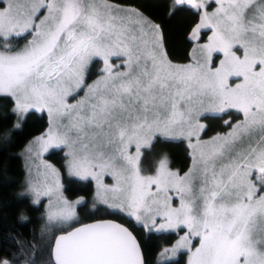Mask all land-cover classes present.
Here are the masks:
<instances>
[{
	"label": "snow or ice",
	"instance_id": "6c2138e0",
	"mask_svg": "<svg viewBox=\"0 0 264 264\" xmlns=\"http://www.w3.org/2000/svg\"><path fill=\"white\" fill-rule=\"evenodd\" d=\"M213 2L208 11V0H173L197 10L192 39L202 29L212 33L193 49L192 63L175 64L161 26L137 8L111 0H0V96L14 101L17 117L0 140L8 142L30 110L48 116V128L26 149L31 163L19 193L34 205L48 198L42 232L62 233L47 264H145L123 224L73 226L84 198L65 197L60 170L43 159L64 149L68 177L94 180L96 199L108 208L149 232L187 229L161 253L169 261L187 251V264H264V0ZM214 53L223 59L213 68ZM99 61L101 74L88 83ZM233 110L243 115L235 124L223 119ZM201 118L221 119L230 130L201 140ZM157 138L189 141L187 172L170 170L165 156L155 174H142L141 149ZM104 175L115 182L105 184ZM0 264H19L17 254Z\"/></svg>",
	"mask_w": 264,
	"mask_h": 264
},
{
	"label": "trees",
	"instance_id": "16d2710c",
	"mask_svg": "<svg viewBox=\"0 0 264 264\" xmlns=\"http://www.w3.org/2000/svg\"><path fill=\"white\" fill-rule=\"evenodd\" d=\"M111 1L139 6L146 16L161 26L164 47L169 58L175 62H186L190 59L193 41L189 39V32L199 18L195 9L176 6L173 0ZM204 38L205 33L202 40ZM94 65L91 66L89 75L91 79L94 78ZM13 107L14 101L11 98L0 96V130L11 129L13 124L17 123V117L12 111ZM227 116L229 115H225L223 119ZM231 118L238 119L240 114L233 113ZM204 120L207 122L203 133L205 136L227 128L222 124L221 119L204 118ZM19 123L20 128L11 133V139L8 142L0 140V258L12 260L13 254H17L19 264H28L25 256L19 255L20 247L17 242H20L27 256L35 259V264H47L54 236L59 232L54 228L48 232H42L47 219L41 205H34L28 194L21 196L19 193L25 192L26 173L20 152L33 137L46 130L48 120L44 113L29 111ZM161 156H166L170 166L179 172H184L190 165L191 157L183 141L158 138L142 154L143 170L151 172L155 162ZM46 157L63 171L64 156L60 150L51 151ZM63 181L67 197L71 199L76 196L85 197V201L78 205L81 221L73 226L106 218L122 222L131 229L141 244L145 264H186L185 252L179 253L177 258L171 261H157L161 249L171 244L176 239L177 233L148 232L119 211L104 206L91 209L89 207L93 191L91 181L71 178L65 173H63ZM22 215L26 219L22 220L20 218Z\"/></svg>",
	"mask_w": 264,
	"mask_h": 264
},
{
	"label": "rangeland",
	"instance_id": "374dc122",
	"mask_svg": "<svg viewBox=\"0 0 264 264\" xmlns=\"http://www.w3.org/2000/svg\"><path fill=\"white\" fill-rule=\"evenodd\" d=\"M111 2H114V1H111ZM114 3H116V2H114ZM119 4H121V3H119ZM208 4L210 5V7H208V11H214L215 10V7H216V4L213 2V0H208ZM121 5H123V6H130V7H134V8H137V9H139L140 11H142L144 14H145V12L139 7V6H137V5H125V4H121ZM3 5H0V7H2ZM197 11V10H196ZM203 10H201V12H202ZM146 15V14H145ZM200 22V17L198 18V21L193 25V27L191 28V30H190V32H189V39H191V41H193V46H192V48H191V53H190V59L188 60V61H186V62H175V61H172L170 58V60L173 62V63H175V64H188V63H192L193 61H192V56H193V49H195L196 47H197V45L198 44H203V43H206L207 42V37L208 36H210L212 33H211V31L210 30H208V29H202L201 30V32H200V39L199 40H194V39H192L191 38V34H192V29L193 28H195V26L198 24ZM156 24H158L157 22H155ZM203 32L205 33V37H206V39H204V40H202L201 39V36H202V34H203ZM29 39L31 38L30 36L28 37ZM25 43V41L23 40L22 42H20V44L21 45H23ZM214 54H218V53H214ZM213 54V55H214ZM237 54H239V55H242V53L241 52H238ZM112 63L114 64V65H119L120 64V60L119 59H117V58H113L112 59ZM95 64V65H94ZM93 65H94V68H93V73H94V78L93 79H91V80H87V82L88 83H92L94 80H96L97 78H98V76L101 74V69L103 68V62L102 61H99V62H97V64L96 63H94ZM217 66H219V65H215V66H213V68L214 67H217ZM117 70H119V71H123L124 70V68H122V67H120V68H118ZM235 82H239V81H235ZM230 83H232V81L230 80ZM84 95V93L83 92H81L80 94H79V96L77 97V99H79L80 97H82ZM70 102L71 103H74L75 101H71L70 100ZM14 108V107H13ZM30 111H35V112H37V113H40V114H42V113H44L45 115H46V117H47V120H48V116H47V112L45 111V112H39V111H36V110H30ZM233 113H235V110H233ZM237 114V113H236ZM26 115V114H25ZM243 119V115L242 114H240V118H238V119H235V120H232V118H231V116H228V117H225L224 118V120H230L231 121V123L232 124H235V123H237L238 121H240V120H242ZM20 122V121H19ZM200 123H202V124H205L206 126H207V122L204 120V118H201V120H200ZM222 124H223V120H222ZM47 128H48V126H47ZM46 128V129H47ZM230 129H229V127H227L225 130H223V131H217V132H215V133H211V134H209V135H203V133H204V131L203 132H201L200 133V138H201V140H208V139H210L211 137H213V136H215L217 133H221V134H223V133H225V132H227V131H229ZM46 131V130H45ZM45 131H43L42 133H44ZM42 133H40V134H38V135H36L35 137H33L27 144H26V146L21 150V152H20V155H21V157H22V160H23V164H24V168H25V180H26V176H27V171H26V165H28V164H30L31 163V161L29 160V157H28V154H27V152H26V149H27V147L29 146V144H30V142H32L36 137H38V136H40ZM158 139V138H157ZM159 139H161V140H165V139H163V138H159ZM183 141L184 143H185V145L187 146V148H188V151H189V154H190V157H191V152H192V150L188 147V143H189V141L186 139V138H177V139H174V140H172V141ZM155 141V140H154ZM153 141V142H154ZM193 142H195V140H193ZM152 145V144H151ZM147 148H149V147H147ZM147 148H142L141 149V152H142V154H143V152H144V150L145 149H147ZM51 151H55V150H50L49 152H51ZM65 151H67V149H64L63 151H61L62 152V154H63V156H64V152ZM132 151L134 152V148L132 149ZM48 152V153H49ZM48 153H45L44 154V156H43V159L44 160H46L48 163H51V164H53L55 167H57L59 170H60V172H61V183L64 185V181H63V173H65L66 175H67V170H66V168L64 167V165H65V156H64V159H63V171L53 162V161H51L50 159H48L46 156H47V154ZM141 157H142V155H141ZM163 157H165V156H161L156 162H155V167L153 168V170L151 171V172H145L144 170H143V168H142V166H141V170H142V174H144V175H153V174H155V169L158 167V163H159V160L161 159V158H163ZM168 160V159H167ZM191 163H192V161L190 160V165H189V167L184 171V172H180V174L181 175H183L185 172H187L188 171V169L191 167ZM168 167H169V169L170 170H172V171H178L176 168H172L171 166H170V164H169V161H168ZM68 176V175H67ZM71 178H75V177H71ZM75 179H78V178H75ZM89 181H91V183H92V185H93V191H92V194H91V196H90V200H89V207L91 208V209H94L96 206H104V207H107L106 205H104V204H102L100 201H98L97 199H96V195H95V193H96V182L94 181V180H89ZM103 182L105 183V184H113L115 181L111 178V176H108V175H104V177H103ZM25 190H26V186H25ZM63 194H64V196L65 197H67L66 196V194H65V192H64V190H63ZM29 196H30V198H31V200H32V197H31V195L30 194H28ZM81 197H83L84 198V201H85V197L84 196H76L75 198H69V197H67L70 201H75V200H77V199H79V198H81ZM48 204V198H42V202L39 204V205H41V207H42V209H43V212H44V215H45V217H46V205ZM178 204H179V200L177 199L175 202H174V206H178ZM80 205V204H79ZM108 208V207H107ZM109 209H111V208H109ZM111 210H114V211H118V210H115V209H111ZM76 212H77V216L79 217V222L81 221V217H80V215H79V212H78V205H76ZM124 214V213H123ZM78 222V223H79ZM77 223H74V225H76ZM55 229V228H54ZM145 229V231H148L149 232V230L147 229V228H144ZM56 230V229H55ZM57 231V230H56ZM59 233H60V231H58ZM151 232H154V233H157V232H155L154 230L153 231H151ZM187 232V229L185 228V229H183L182 231H180V232H178L177 233V237H176V239L171 243V244H169V245H166V246H164L162 249H161V251L159 252V254H158V258H157V261L158 262H164V261H169L168 259H167V257L166 256H162L161 255V253H163V251H164V249L165 248H171V247H173L174 245H175V243H176V241L179 239V237L180 236H182V235H184L185 233ZM192 244H193V250L195 249V247L196 246H198V239H196V238H193V241H192ZM182 252H185V255H186V264H187V260H188V253H187V251H182ZM179 255V253L172 259V260H174L177 256ZM167 256H171V253H168L167 254Z\"/></svg>",
	"mask_w": 264,
	"mask_h": 264
},
{
	"label": "water",
	"instance_id": "95a60500",
	"mask_svg": "<svg viewBox=\"0 0 264 264\" xmlns=\"http://www.w3.org/2000/svg\"><path fill=\"white\" fill-rule=\"evenodd\" d=\"M176 6H186L187 8H189V9H192L189 5H176ZM98 220H112V221H114V222H116V223H120V222H118V221H116V220H113V219H97V220H92V221H88V222H85V223H94V222H96V221H98ZM85 223H82V224H85ZM120 224H123V223H120ZM81 224H79V225H77L76 227H78V226H80ZM124 225V224H123ZM125 227H127L126 225H124ZM129 228V227H128ZM68 230H70V229H68ZM129 230L131 231V229L129 228ZM60 234H62L61 232L60 233H58L57 235H60ZM134 234V233H133ZM56 235V236H57ZM135 235V234H134ZM138 240V239H137ZM139 242V241H138ZM54 245V239H53V242H52V246ZM51 249H52V247H51ZM141 252H142V249H141ZM142 254H143V252H142ZM144 257V256H143Z\"/></svg>",
	"mask_w": 264,
	"mask_h": 264
},
{
	"label": "flooded vegetation",
	"instance_id": "af4514ba",
	"mask_svg": "<svg viewBox=\"0 0 264 264\" xmlns=\"http://www.w3.org/2000/svg\"><path fill=\"white\" fill-rule=\"evenodd\" d=\"M193 9V8H192ZM196 10V9H195ZM203 34H204V32H203ZM203 34H202V36H201V39H202V37H203ZM204 39H206V37L204 38ZM239 55V54H238ZM221 59H223V55L222 54H214V64H213V66H215V65H219V61L221 60ZM93 79V78H92ZM87 80H91V78H89L88 77V79ZM228 117V116H227ZM106 219H110V218H106ZM120 223H122V222H120ZM124 224V223H123ZM124 225H126V224H124ZM127 226V225H126ZM128 227V226H127ZM177 258V257H176Z\"/></svg>",
	"mask_w": 264,
	"mask_h": 264
}]
</instances>
